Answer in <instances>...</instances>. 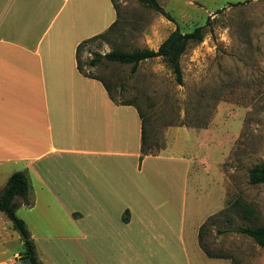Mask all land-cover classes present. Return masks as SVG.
<instances>
[{
  "label": "crops",
  "instance_id": "obj_1",
  "mask_svg": "<svg viewBox=\"0 0 264 264\" xmlns=\"http://www.w3.org/2000/svg\"><path fill=\"white\" fill-rule=\"evenodd\" d=\"M117 19L112 0H0V191L24 173L16 215L43 264H213L197 235L220 207L190 205L191 161L143 154L138 107L77 69ZM6 220L0 264H28Z\"/></svg>",
  "mask_w": 264,
  "mask_h": 264
},
{
  "label": "rangeland",
  "instance_id": "obj_2",
  "mask_svg": "<svg viewBox=\"0 0 264 264\" xmlns=\"http://www.w3.org/2000/svg\"><path fill=\"white\" fill-rule=\"evenodd\" d=\"M156 1L172 21L139 0H113L118 24L106 38L83 46V72L106 83L116 103L138 107L146 153L171 147L165 155L191 161L190 205L200 213L220 207L213 216L225 212L204 238L224 256L213 264H264V247L236 231L264 227V184L249 180V171L264 165V0ZM202 26L204 39L190 43L180 58L182 85L160 58L141 62L135 72L105 61L87 66L95 53L157 50L176 29L188 33ZM236 203L246 204L251 215L244 218ZM19 237L12 245L21 253Z\"/></svg>",
  "mask_w": 264,
  "mask_h": 264
},
{
  "label": "trees",
  "instance_id": "obj_3",
  "mask_svg": "<svg viewBox=\"0 0 264 264\" xmlns=\"http://www.w3.org/2000/svg\"><path fill=\"white\" fill-rule=\"evenodd\" d=\"M139 2L145 7L163 15L168 20L172 21L171 17L164 12L163 8L158 4L156 0H139ZM112 3L117 11L118 10L112 0ZM117 21L112 24L108 31L101 35L88 39L80 43L76 49V60L77 69L85 77L96 79L104 85L108 95L114 101L109 86L104 83L101 79L96 78L92 75L85 74L82 69V63L80 61V52L84 45L95 40H100L106 38V36L112 32V30L117 26ZM205 26L197 27L191 32L181 33L178 29L173 31L157 48V50L142 49L134 50L131 52H124L119 49H113L106 54H94L91 61L87 63V66L94 68L98 66L103 61L108 63H117L121 65H130L132 72L137 70L138 65L146 60L160 58L172 71L174 80L176 84H183V74L180 65V58L186 51L190 43L201 42L204 39ZM115 102V101H114ZM120 104H127L126 102ZM130 104V103H129ZM133 104V103H132ZM139 110V109H138ZM140 112V111H139ZM140 117L142 118V153L147 155L151 153H146V129L144 116L140 112ZM249 180L251 184H264V165L259 164L253 167L249 171ZM28 181L22 172H17L11 175L8 179L5 187L0 191V212H3L11 223L12 229L17 232L22 237L23 252L21 257L28 264H43L36 257L35 246L30 238V235L25 227L24 222L18 218L16 215L17 205L14 202L16 197L22 198L26 201L28 194ZM235 207H239L241 214L244 218H248L251 215V209L246 204H234ZM225 216V212L221 211L217 216ZM217 216H210L198 229V245L206 257L210 259H224L223 255L213 253L207 243L205 242V236L207 235V230L214 226L216 223ZM236 231L249 237L257 246L264 247V227L263 226H245L239 227ZM218 234L224 233V230L218 229Z\"/></svg>",
  "mask_w": 264,
  "mask_h": 264
}]
</instances>
